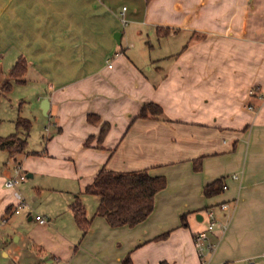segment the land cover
I'll return each mask as SVG.
<instances>
[{
	"label": "crops",
	"instance_id": "1",
	"mask_svg": "<svg viewBox=\"0 0 264 264\" xmlns=\"http://www.w3.org/2000/svg\"><path fill=\"white\" fill-rule=\"evenodd\" d=\"M123 21L141 40L154 36L156 46L143 41L142 63L122 47ZM0 54V89L11 83L2 98L21 60V84L34 74L47 86L43 115L54 121L43 159L21 165L5 151L8 160L26 178H56L47 188L65 194L56 208L70 215L51 222L43 209L41 226L27 212L37 236L23 244L48 250L52 264H264V0H0ZM147 103L161 115L135 119ZM7 164L0 228L13 231L23 219L8 225L21 212L13 213L15 190L3 186ZM101 169L133 174L125 178L129 216H96V198L88 214L85 188ZM217 179L224 190L204 196ZM76 200L90 220L85 234L73 218ZM209 209L216 248L202 261L193 236L206 230ZM17 251L0 236L2 264H27ZM40 259L31 264L49 257Z\"/></svg>",
	"mask_w": 264,
	"mask_h": 264
},
{
	"label": "rangeland",
	"instance_id": "2",
	"mask_svg": "<svg viewBox=\"0 0 264 264\" xmlns=\"http://www.w3.org/2000/svg\"><path fill=\"white\" fill-rule=\"evenodd\" d=\"M124 5L125 7H128L129 11H131L130 6L132 4L125 2ZM124 26L128 32V41L125 42V40H123L122 47L128 48V55L132 58L134 57V59H136L139 63H142V60L145 58L143 56L144 51L146 50L145 48L148 46L145 45L143 41H150L151 45L156 46L154 36L150 32H144V37L146 35L149 37L141 40V38L135 33V31L139 28L128 24V22H126ZM154 56V52L147 53V57H149V59H153ZM10 69L11 67L7 66L5 68V72L8 73ZM34 76V74L26 76L27 79L25 84L16 82L12 83V90L10 93L0 99V138H6L16 132H19V129H17L16 126L18 119L27 120L31 123L27 137V145L22 152V155L19 156V154H13L11 156L13 158L17 157L16 163L20 162L21 165H23L26 158H38L41 160L45 157L46 138L52 135L54 131L52 124V122L54 123L53 119L43 115L41 109V103L45 100L44 97L46 96L45 90L47 86L37 81V78ZM39 98H42V101L38 102L37 99ZM8 159V154L5 151H0V166L2 168L3 164L8 162L7 165L12 168L9 172L11 177L14 175L13 168L15 167H19V171L24 175L28 173L27 170H23L20 165L14 164L12 159ZM41 168H43V166H41ZM57 182L58 180L56 178H51V176L42 175L40 173H37L33 178L25 177L24 183L17 186V192L20 193L24 203L26 204V207L22 208L25 210H19L21 212L20 216L12 214L8 225L11 224L12 221L18 220L19 217L23 219V222L19 223L13 231H6V226H4V228H0V236L7 234V244H9L10 247H17V253L21 252L23 254L27 264L34 263V261L36 262L37 260L39 261L41 257L43 258L45 256L49 257V260L44 261V263H52L50 261V253L45 248L37 245L34 241L33 242L35 244L33 245L23 244V238L27 234H35L37 236L34 223L32 221L27 222L25 214L27 212H31L32 215L40 216L42 210L46 209L49 211L47 213L49 216L47 217L50 218L51 222L57 217V215L59 217L58 219H62V222L64 220L70 221L69 211L64 212L63 208H56V205L62 200V198L64 199L65 194L57 191L52 192L47 188V185H57ZM37 187H40V189L35 191V188ZM85 198L87 202V211L88 214H90L91 209L94 207L95 197L85 195ZM16 236H21V241L18 244L15 243L14 240ZM2 262L4 261L0 257V264H2ZM5 262H8V260Z\"/></svg>",
	"mask_w": 264,
	"mask_h": 264
},
{
	"label": "trees",
	"instance_id": "3",
	"mask_svg": "<svg viewBox=\"0 0 264 264\" xmlns=\"http://www.w3.org/2000/svg\"><path fill=\"white\" fill-rule=\"evenodd\" d=\"M149 1V0H146ZM158 35L166 33L165 30H157ZM24 64L19 60L16 65L11 69L9 77L16 83H21V77L24 74ZM11 83L6 82L2 89H0V99L4 92L9 91ZM162 113L159 106L147 103L144 104L135 119H148L151 117H158ZM93 117L89 116L88 121L92 122ZM16 132L6 138H0V150L6 151L10 156L13 154H20L24 151L27 145L28 132L31 127V123L27 120L18 119L16 122ZM108 130V125L103 124L99 141H101ZM88 142V141H87ZM84 146H87L88 143ZM133 174L115 173L101 169L90 185L85 188V194L95 197L98 200L95 215L100 217L108 216L111 213H116L119 219H123L129 216L133 211L132 200L126 188V177H130ZM224 190L223 179H217L211 184L207 185L203 190V195L211 197L219 194ZM71 210L76 225L81 230L82 234H85L89 228L90 220L86 217V211L81 204L76 200L71 204Z\"/></svg>",
	"mask_w": 264,
	"mask_h": 264
},
{
	"label": "built area",
	"instance_id": "4",
	"mask_svg": "<svg viewBox=\"0 0 264 264\" xmlns=\"http://www.w3.org/2000/svg\"><path fill=\"white\" fill-rule=\"evenodd\" d=\"M124 10L125 8H123V11ZM123 23L125 24L126 22L123 21ZM2 58L3 57L0 54V63L2 61ZM13 170H14V175L12 177L4 179L3 186L6 189L15 190L14 197L17 201V204L13 210V213L17 214L20 209L26 207V204L24 203V200L22 199L20 193L16 191V187L25 180V175L19 171V167H15ZM221 208L225 209L226 205H221ZM206 216L208 218L206 230L197 232L193 236V244H194L196 253L202 261L205 260L206 256H208L209 254H212L216 248V245L211 243L208 238V233L212 232L217 225L214 212L211 209H209L206 212ZM34 220L35 222H37L38 225H41V226H44L48 223L45 218L38 216V215L34 216Z\"/></svg>",
	"mask_w": 264,
	"mask_h": 264
},
{
	"label": "water",
	"instance_id": "5",
	"mask_svg": "<svg viewBox=\"0 0 264 264\" xmlns=\"http://www.w3.org/2000/svg\"><path fill=\"white\" fill-rule=\"evenodd\" d=\"M115 40L117 42H119V35H115L114 36ZM41 109H42V112L43 114H46L47 110H48V101L47 100H43L42 103H41Z\"/></svg>",
	"mask_w": 264,
	"mask_h": 264
}]
</instances>
